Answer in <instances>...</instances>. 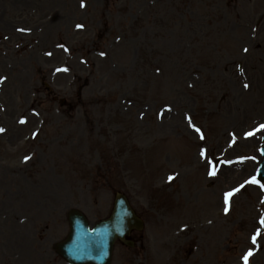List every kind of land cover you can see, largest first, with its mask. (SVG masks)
<instances>
[{
    "label": "rangeland",
    "instance_id": "1",
    "mask_svg": "<svg viewBox=\"0 0 264 264\" xmlns=\"http://www.w3.org/2000/svg\"><path fill=\"white\" fill-rule=\"evenodd\" d=\"M260 124L264 0H0V175L21 173L1 175L0 208L40 231L30 264H66L68 211L97 221L120 191L147 222L150 264H244L249 249L264 264V189L222 199L255 174L264 131L244 133ZM242 157L250 168L225 172Z\"/></svg>",
    "mask_w": 264,
    "mask_h": 264
},
{
    "label": "water",
    "instance_id": "2",
    "mask_svg": "<svg viewBox=\"0 0 264 264\" xmlns=\"http://www.w3.org/2000/svg\"><path fill=\"white\" fill-rule=\"evenodd\" d=\"M120 206L118 210V217L124 216L125 211L121 209V206H124L127 208V205L122 204V201L118 202V207ZM128 209V208H127ZM129 215L131 216L130 211H128ZM127 215V213H126ZM115 216L114 222L111 223V225H106L101 232L103 234H107L108 236H104L100 240V247L104 248L100 254L99 257L91 256L90 254H85L84 256H81L80 254V248L79 245L81 244L79 241L84 235H92L94 232H90L87 223L85 222L84 218L81 216L79 217L77 213H74L71 216V219L78 220V223L76 224L75 228V234L70 238V241L67 243L61 245V249L63 254H68L71 257H75V263L77 264H86V263H97V264H108V254L107 252L110 250L111 243L116 235V230L121 225V220ZM83 259V260H80ZM105 259V260H103Z\"/></svg>",
    "mask_w": 264,
    "mask_h": 264
},
{
    "label": "snow or ice",
    "instance_id": "3",
    "mask_svg": "<svg viewBox=\"0 0 264 264\" xmlns=\"http://www.w3.org/2000/svg\"><path fill=\"white\" fill-rule=\"evenodd\" d=\"M78 27H80V25H78ZM244 51H247V49H244ZM103 55V53H101ZM66 70V69H65ZM244 87H248L247 84L244 85ZM23 122V121H22ZM189 122L191 123V118H189ZM192 127L194 128V130L198 133L201 132L200 128L198 127H195V125H192ZM4 131L3 128H0V132ZM259 131H264V124H260L258 125V127L254 130V131H250L248 133H246L247 136H253L255 134V132H259ZM203 134H201V139H203ZM262 155H264V151H262ZM201 156L203 157H207V153L206 151H202L201 152ZM29 159V157H25V160ZM243 159H247V157L245 158H242ZM251 159L255 160L256 158L255 157H251ZM208 164H209V167H210V170H209V174L210 175H216V168H215V162L212 161V160H209L208 161ZM169 179H173L172 177H169ZM248 183H251V184H257L259 185V187L261 189H264V182H261V179H259L257 177V175H253L251 176L248 180L245 181V184H248ZM244 187V184H241L239 187H235L233 188L232 190L226 192L224 194V200H225V204L226 205H229L230 204V199L231 197H233L235 195V193L239 192L241 188ZM228 209L226 208L225 211H227ZM260 225L262 227H264V217H261L260 218ZM261 236V230L258 228L255 232V234L252 236V242L253 244L255 245L258 241V238ZM253 250L252 249H249L248 252L242 257V260L244 261V264H249V258L253 255Z\"/></svg>",
    "mask_w": 264,
    "mask_h": 264
},
{
    "label": "bare ground",
    "instance_id": "4",
    "mask_svg": "<svg viewBox=\"0 0 264 264\" xmlns=\"http://www.w3.org/2000/svg\"><path fill=\"white\" fill-rule=\"evenodd\" d=\"M248 142L249 141H246V142H243L245 145H248ZM251 167V164L250 163H247L245 164L244 166H242L241 164L240 165H234V166H231L230 168H227L225 170V172L231 174L232 176H239L241 175L247 168H250ZM225 177V175H223ZM233 177V178H234Z\"/></svg>",
    "mask_w": 264,
    "mask_h": 264
}]
</instances>
